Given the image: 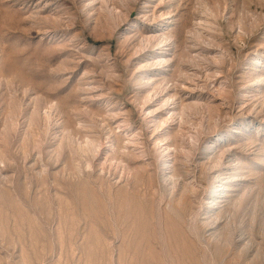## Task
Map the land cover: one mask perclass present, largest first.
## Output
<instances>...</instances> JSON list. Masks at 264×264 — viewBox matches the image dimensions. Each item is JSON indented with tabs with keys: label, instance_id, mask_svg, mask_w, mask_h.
<instances>
[{
	"label": "rangeland",
	"instance_id": "374dc122",
	"mask_svg": "<svg viewBox=\"0 0 264 264\" xmlns=\"http://www.w3.org/2000/svg\"><path fill=\"white\" fill-rule=\"evenodd\" d=\"M0 264H264V0H0Z\"/></svg>",
	"mask_w": 264,
	"mask_h": 264
},
{
	"label": "bare ground",
	"instance_id": "6f19581e",
	"mask_svg": "<svg viewBox=\"0 0 264 264\" xmlns=\"http://www.w3.org/2000/svg\"><path fill=\"white\" fill-rule=\"evenodd\" d=\"M221 191H228L227 188L223 187V189Z\"/></svg>",
	"mask_w": 264,
	"mask_h": 264
}]
</instances>
